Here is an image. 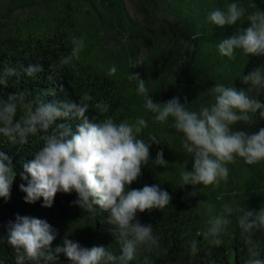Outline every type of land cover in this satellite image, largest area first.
<instances>
[{
	"label": "clouds",
	"instance_id": "obj_1",
	"mask_svg": "<svg viewBox=\"0 0 264 264\" xmlns=\"http://www.w3.org/2000/svg\"><path fill=\"white\" fill-rule=\"evenodd\" d=\"M207 22L234 29L217 44L221 56L234 60L239 52L264 57V10L249 11L239 0H229L222 9L210 12ZM71 44L69 54L50 68L62 69L79 61L84 38L73 37ZM129 63L137 68L141 61ZM43 71L41 63L9 66L0 71V142L18 149L33 140L39 142L31 153L33 158L23 162L19 172V189L25 194V203L42 200L41 207L50 208L57 193H75L71 203L83 213L102 210L106 214L104 223L112 242L84 247L69 238L70 230L53 247L55 230L46 220L19 214L8 222L7 236L0 237V241L6 240L14 250L15 264H60L61 256L69 264H154L153 257L167 255L168 249L161 246L153 225L141 223L138 214L165 209L172 196L159 184H145L138 189L130 186L142 175L144 166L167 165L163 148L154 159L150 155L151 146L161 144V140L151 132L145 135L149 124L144 116L117 120L108 115V103L95 102L89 93L78 96L76 101H49L25 91L3 94L8 78L36 77ZM116 73L117 67L112 65L106 75ZM238 77L239 86L217 83L208 89L210 101L193 108L186 97L183 102L179 96L154 100L138 72L128 75L130 81H137L136 93L153 121L170 123L180 135L184 153L191 158L190 170L180 171L179 187L192 189L185 199L198 196L201 187L227 182L229 165L238 159L247 165L264 163V127L248 130L264 121V66L238 73ZM89 110L95 112L92 118L87 115ZM17 175L12 158L0 150V198H10ZM197 205L203 206L208 215L197 233L203 245L196 237L185 241L190 264L202 249L210 264H215L214 250L225 244L224 237L231 235L233 226L246 249L243 264H264V252L256 239L258 234L264 235V205L255 209L243 202L225 203L219 210L205 201Z\"/></svg>",
	"mask_w": 264,
	"mask_h": 264
},
{
	"label": "trees",
	"instance_id": "obj_2",
	"mask_svg": "<svg viewBox=\"0 0 264 264\" xmlns=\"http://www.w3.org/2000/svg\"><path fill=\"white\" fill-rule=\"evenodd\" d=\"M229 0H0V71L9 66L43 64L44 71L36 77L22 75L8 78V92L25 91L51 101L55 98L76 101L78 96L89 93L95 102L110 105L108 115L119 119H135L144 116L149 127L145 135L154 133L161 144L150 149L154 159L163 148L164 167L151 164L142 168V175L130 187L142 188L145 184H159L172 196L171 204L161 211L138 214L141 223L153 225L161 246L167 255L153 257L154 264H190L185 251V241L196 237L204 227L207 210L198 201L215 205L216 210L225 203L243 202L246 207L259 209L264 205V163L247 165L238 159L229 165V178L218 186L201 187L195 198L185 199L190 187L181 188L180 171L191 168V158L184 153L180 135L170 123L153 121L152 114L143 107V99L136 93L137 81L128 75L138 72L145 79L151 97L167 101L186 97L193 108L210 101L208 89L217 83L239 86L238 73L264 66V57L244 56L237 53L229 60L219 54L217 44L231 35L234 29L219 28L207 22V16L222 9ZM249 9L264 10V0H239ZM73 37H83L85 47L79 61L63 67L50 68L61 56L71 51ZM130 60L141 61L137 68ZM115 65V76L106 75ZM264 100V97H261ZM89 118L95 112L89 110ZM63 123L75 122L60 121ZM239 127H243L242 125ZM264 127L260 121L255 128ZM39 147L33 140L18 149L7 142H0V150L9 155L18 175L11 187L10 198H0V237L7 236L8 222L17 214L46 220L55 230L59 244L65 233L81 246H107L112 237L106 231L105 213L83 211L71 202L76 194L57 193L52 207H41L24 201L20 191L19 172L22 163L32 159L31 153ZM231 235L225 236V244L214 250L215 264H243L246 249L239 231L233 226ZM261 251L264 252V235L258 234ZM115 246V245H113ZM14 250L0 241V264H15ZM60 264H69L63 256ZM137 264V262H133ZM191 264H210L203 249Z\"/></svg>",
	"mask_w": 264,
	"mask_h": 264
}]
</instances>
